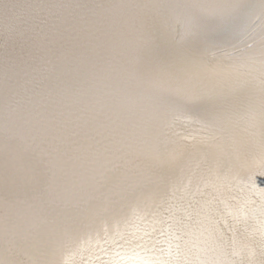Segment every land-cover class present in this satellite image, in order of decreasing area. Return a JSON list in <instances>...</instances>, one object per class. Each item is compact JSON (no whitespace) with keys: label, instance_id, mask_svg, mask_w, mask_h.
I'll return each instance as SVG.
<instances>
[{"label":"snow or ice","instance_id":"1","mask_svg":"<svg viewBox=\"0 0 264 264\" xmlns=\"http://www.w3.org/2000/svg\"><path fill=\"white\" fill-rule=\"evenodd\" d=\"M0 264H264V0H0Z\"/></svg>","mask_w":264,"mask_h":264}]
</instances>
